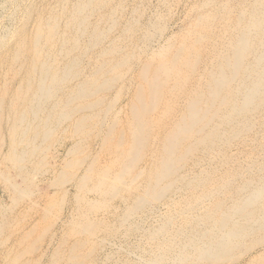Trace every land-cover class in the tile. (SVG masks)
Instances as JSON below:
<instances>
[{
  "label": "bare ground",
  "instance_id": "bare-ground-1",
  "mask_svg": "<svg viewBox=\"0 0 264 264\" xmlns=\"http://www.w3.org/2000/svg\"><path fill=\"white\" fill-rule=\"evenodd\" d=\"M47 2L0 36V264H264V0Z\"/></svg>",
  "mask_w": 264,
  "mask_h": 264
},
{
  "label": "rangeland",
  "instance_id": "rangeland-1",
  "mask_svg": "<svg viewBox=\"0 0 264 264\" xmlns=\"http://www.w3.org/2000/svg\"><path fill=\"white\" fill-rule=\"evenodd\" d=\"M48 1V2H47ZM41 2V3H40ZM53 4L55 0H0V36L6 33H12L17 30L22 21L23 10L25 6L29 3H37L38 5H43V3ZM25 4V5H24ZM24 5V6H23ZM23 6V7H21ZM22 21V22H21ZM21 23V24H19ZM19 26V27H18ZM12 30V31H10ZM1 191V190H0ZM125 244L123 239H115L109 244L105 249L106 252H117L121 251V247ZM119 248V249H118ZM112 250V251H111ZM137 254L131 253V258H136Z\"/></svg>",
  "mask_w": 264,
  "mask_h": 264
}]
</instances>
